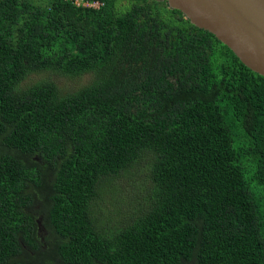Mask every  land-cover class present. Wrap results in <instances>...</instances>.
Here are the masks:
<instances>
[{"label": "trees", "instance_id": "1", "mask_svg": "<svg viewBox=\"0 0 264 264\" xmlns=\"http://www.w3.org/2000/svg\"><path fill=\"white\" fill-rule=\"evenodd\" d=\"M73 1L0 0V264H264V77L166 2ZM145 154L149 205L101 231Z\"/></svg>", "mask_w": 264, "mask_h": 264}, {"label": "water", "instance_id": "2", "mask_svg": "<svg viewBox=\"0 0 264 264\" xmlns=\"http://www.w3.org/2000/svg\"><path fill=\"white\" fill-rule=\"evenodd\" d=\"M213 34L251 71L264 77V0H157Z\"/></svg>", "mask_w": 264, "mask_h": 264}, {"label": "rangeland", "instance_id": "3", "mask_svg": "<svg viewBox=\"0 0 264 264\" xmlns=\"http://www.w3.org/2000/svg\"><path fill=\"white\" fill-rule=\"evenodd\" d=\"M34 5L45 7L48 4V0H27ZM128 0H122L120 2V11L125 13L129 10L130 6ZM163 9L161 15L163 18L169 20L171 18V9L166 10L164 5H160ZM47 76L53 81L59 89L63 92H70L77 90L85 85L91 78L90 75H84L80 78H67L60 77L51 74H40L31 77L27 83H32L37 79ZM235 146L239 147L241 135L238 132H234ZM150 157L148 154L143 157L128 171L121 173L118 177L103 178L98 184V197L94 200L91 207L92 217L96 220L98 227L101 231L108 229H118L129 225L133 217L138 213H143L149 203L143 205V199L149 196V189L151 187V181L149 179L148 164ZM246 178L251 180L254 168L251 169L246 166ZM252 182V181H251ZM258 201H261V190L251 185ZM255 198V199H256ZM146 199V198H145ZM145 201V200H144ZM257 201V200H256Z\"/></svg>", "mask_w": 264, "mask_h": 264}, {"label": "built area", "instance_id": "4", "mask_svg": "<svg viewBox=\"0 0 264 264\" xmlns=\"http://www.w3.org/2000/svg\"><path fill=\"white\" fill-rule=\"evenodd\" d=\"M73 3L76 6H84V7H91V8H98L100 6V3H98V2L97 3H89V2L74 0Z\"/></svg>", "mask_w": 264, "mask_h": 264}]
</instances>
